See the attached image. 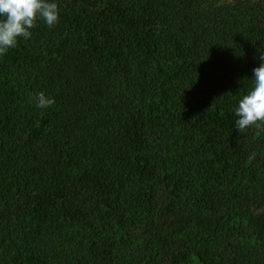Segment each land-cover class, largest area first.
I'll return each instance as SVG.
<instances>
[{
	"label": "trees",
	"instance_id": "obj_1",
	"mask_svg": "<svg viewBox=\"0 0 264 264\" xmlns=\"http://www.w3.org/2000/svg\"><path fill=\"white\" fill-rule=\"evenodd\" d=\"M55 2L0 55V264H264V0Z\"/></svg>",
	"mask_w": 264,
	"mask_h": 264
},
{
	"label": "clouds",
	"instance_id": "obj_2",
	"mask_svg": "<svg viewBox=\"0 0 264 264\" xmlns=\"http://www.w3.org/2000/svg\"><path fill=\"white\" fill-rule=\"evenodd\" d=\"M43 20L53 27L59 20V7L55 0H0V55L17 45L18 38L28 39L36 21ZM259 59L264 61V54ZM252 86L238 101L235 126L241 133L250 127L264 128V63L253 69ZM55 98L40 92L37 106L47 108Z\"/></svg>",
	"mask_w": 264,
	"mask_h": 264
}]
</instances>
